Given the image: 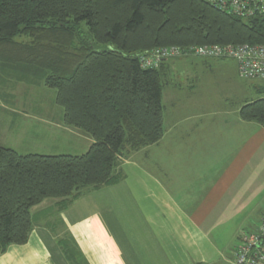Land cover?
Here are the masks:
<instances>
[{
    "label": "trees",
    "instance_id": "trees-1",
    "mask_svg": "<svg viewBox=\"0 0 264 264\" xmlns=\"http://www.w3.org/2000/svg\"><path fill=\"white\" fill-rule=\"evenodd\" d=\"M229 44L264 45V15L240 19L204 0H0V83L36 78L55 91L63 124L92 141L76 156L0 147V253L27 242L33 208H64L84 188L116 184L124 151L161 139L164 61L143 67L142 57ZM239 118L264 128V98Z\"/></svg>",
    "mask_w": 264,
    "mask_h": 264
},
{
    "label": "crops",
    "instance_id": "crops-1",
    "mask_svg": "<svg viewBox=\"0 0 264 264\" xmlns=\"http://www.w3.org/2000/svg\"><path fill=\"white\" fill-rule=\"evenodd\" d=\"M198 60L210 73L218 69L228 85L216 86L220 106L208 105L201 80L173 86V65L180 70L181 62L164 61L161 139L124 151L114 173L119 182L93 189L94 203L80 209L86 217L73 219L74 205L62 208L55 201L33 208L27 242L7 246L0 264H234L240 232L264 213V128L240 120L247 103L229 110L228 60ZM21 84L1 82L0 98L16 99ZM3 107L0 112L20 116ZM62 114H22L53 128L56 144L71 139L78 145L73 154L36 155L76 156L90 147L87 136L63 124ZM40 135L52 141L50 131ZM23 141L19 136L0 147L17 152Z\"/></svg>",
    "mask_w": 264,
    "mask_h": 264
},
{
    "label": "rangeland",
    "instance_id": "rangeland-1",
    "mask_svg": "<svg viewBox=\"0 0 264 264\" xmlns=\"http://www.w3.org/2000/svg\"><path fill=\"white\" fill-rule=\"evenodd\" d=\"M198 59L199 58L165 60L181 62L179 64L180 70L173 65L174 81H172V84L174 83L173 86H179L180 84L182 87H185L189 82L196 83L198 80H201L202 82H200V86L201 88L203 86V91L208 95V98L206 96V102L209 103L208 105L212 109L215 106L219 107L221 104V100L219 99L221 91L218 93L217 91L220 88L216 89V86L227 85V83L221 82L222 77L217 76V72H219L218 69L212 70L210 73L208 69L201 67L200 63L196 62L200 61ZM227 63H229V110L236 111V109L245 103L264 98V94L256 90L259 87H264V81L240 79L236 71V63L233 60H228ZM184 64H189L191 67H185L183 66ZM227 68L228 66H226L225 69ZM39 82L40 81L37 82V79L35 78L27 82V84H25V82L22 83L19 89L14 92L17 94V97L14 100H11L10 98L3 100L0 98V105L4 106L3 108L12 109L17 113H20V116L18 117L13 114L9 115V113L5 111L0 112V143L7 140L16 141L20 136L21 138H24V141L23 143H20L19 148L12 145L17 148V152H19L18 154L20 155L34 153L69 154L70 149H73V147L78 148V145L75 142L73 143L70 139L68 144L65 142L60 145L56 144L57 139L54 138L55 133H52L54 130L53 128L33 119L24 118L22 115L25 113L28 117L34 115L39 118L45 117L50 119L48 113H63L62 109L55 104V91L44 88ZM188 89H190V87H188ZM188 92L189 91L185 88V91H182L181 95L184 96L188 94ZM47 131H50L52 141L40 135L42 133H47ZM8 145V143L5 144V146ZM70 153L73 154V151ZM117 189L121 191L122 187H117ZM78 193V197L67 206L70 208L74 205V208L71 211L73 219H82L86 217L85 211L83 212L80 209L87 206L89 210L90 204L94 203L89 198L93 193V189L84 188ZM49 202L50 201H44L43 206H49L47 204ZM58 210L59 209L57 208L52 211L57 213ZM32 216H34V212H32ZM54 218L56 219L57 216H54ZM122 231L123 233H127V230Z\"/></svg>",
    "mask_w": 264,
    "mask_h": 264
},
{
    "label": "built area",
    "instance_id": "built-area-1",
    "mask_svg": "<svg viewBox=\"0 0 264 264\" xmlns=\"http://www.w3.org/2000/svg\"><path fill=\"white\" fill-rule=\"evenodd\" d=\"M215 9L240 19L264 15V0H204ZM199 58L233 60L238 77L264 81V45H204L163 47L142 57L143 67L157 68L165 60ZM234 264H264V213L249 231H241L233 249Z\"/></svg>",
    "mask_w": 264,
    "mask_h": 264
}]
</instances>
